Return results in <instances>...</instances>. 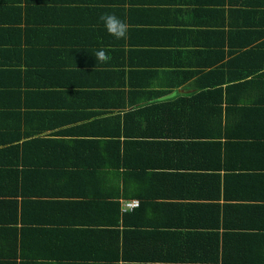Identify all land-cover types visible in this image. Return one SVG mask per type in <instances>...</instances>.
<instances>
[{"label": "crops", "instance_id": "obj_1", "mask_svg": "<svg viewBox=\"0 0 264 264\" xmlns=\"http://www.w3.org/2000/svg\"><path fill=\"white\" fill-rule=\"evenodd\" d=\"M0 264H264V0H0Z\"/></svg>", "mask_w": 264, "mask_h": 264}, {"label": "clouds", "instance_id": "obj_2", "mask_svg": "<svg viewBox=\"0 0 264 264\" xmlns=\"http://www.w3.org/2000/svg\"><path fill=\"white\" fill-rule=\"evenodd\" d=\"M100 21L104 23L107 32L116 39H127L129 32V24L126 20L118 17L115 13H103L99 17ZM96 61L106 63L110 60V56L104 49L95 52Z\"/></svg>", "mask_w": 264, "mask_h": 264}, {"label": "built area", "instance_id": "obj_3", "mask_svg": "<svg viewBox=\"0 0 264 264\" xmlns=\"http://www.w3.org/2000/svg\"><path fill=\"white\" fill-rule=\"evenodd\" d=\"M138 202L137 200L133 199V200H128L125 202V208L131 209L135 206H137Z\"/></svg>", "mask_w": 264, "mask_h": 264}, {"label": "trees", "instance_id": "obj_4", "mask_svg": "<svg viewBox=\"0 0 264 264\" xmlns=\"http://www.w3.org/2000/svg\"><path fill=\"white\" fill-rule=\"evenodd\" d=\"M192 138V137H191ZM200 138H203V136L202 137H200ZM125 163V162H124ZM124 165V164H123ZM169 166V165H168ZM172 166H174V164L172 165ZM138 168H136V171H138V170H142V169H144V167L143 166H137ZM138 203H139V201H137ZM138 205V204H137ZM136 207V206H135ZM134 208V207H133Z\"/></svg>", "mask_w": 264, "mask_h": 264}]
</instances>
